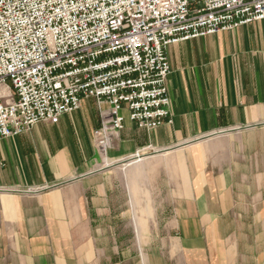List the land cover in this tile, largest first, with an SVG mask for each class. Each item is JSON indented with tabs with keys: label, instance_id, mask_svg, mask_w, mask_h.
<instances>
[{
	"label": "crops",
	"instance_id": "0c3cea01",
	"mask_svg": "<svg viewBox=\"0 0 264 264\" xmlns=\"http://www.w3.org/2000/svg\"><path fill=\"white\" fill-rule=\"evenodd\" d=\"M166 56L171 123L141 129L124 112L111 166L96 163L94 99L0 141V264H264V20ZM136 152L179 157L184 176L168 169L138 243L119 225L113 180Z\"/></svg>",
	"mask_w": 264,
	"mask_h": 264
},
{
	"label": "built area",
	"instance_id": "2783aa9c",
	"mask_svg": "<svg viewBox=\"0 0 264 264\" xmlns=\"http://www.w3.org/2000/svg\"><path fill=\"white\" fill-rule=\"evenodd\" d=\"M264 20V0H0V141L94 99L105 153L124 112L171 123L167 47Z\"/></svg>",
	"mask_w": 264,
	"mask_h": 264
},
{
	"label": "rangeland",
	"instance_id": "374dc122",
	"mask_svg": "<svg viewBox=\"0 0 264 264\" xmlns=\"http://www.w3.org/2000/svg\"><path fill=\"white\" fill-rule=\"evenodd\" d=\"M98 107L101 125L100 109L102 108L101 106ZM93 143L96 151V163L100 167L111 166L106 157L108 149L105 153H101L96 148L94 135ZM152 156L154 160L150 159L151 154L136 152L114 166L116 167L113 176L115 186L114 205L119 212L123 213L121 214L123 217L119 216V225L122 224L129 227L130 240L135 243L142 242L136 237L139 227L143 232H148L154 225L157 207L161 209V204H163L160 203L159 195L161 196L164 193L165 185L163 182L168 181V169L173 171H171L172 181L182 182L184 178L179 157L177 159L172 157L171 159L169 153H160ZM145 209L150 212L149 216L141 214L142 210L146 211ZM142 219L144 223H142ZM146 236L147 233L145 234Z\"/></svg>",
	"mask_w": 264,
	"mask_h": 264
}]
</instances>
